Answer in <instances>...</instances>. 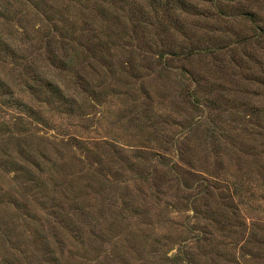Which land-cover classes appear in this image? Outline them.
<instances>
[{
	"label": "rangeland",
	"instance_id": "1",
	"mask_svg": "<svg viewBox=\"0 0 264 264\" xmlns=\"http://www.w3.org/2000/svg\"><path fill=\"white\" fill-rule=\"evenodd\" d=\"M0 264H264V0H0Z\"/></svg>",
	"mask_w": 264,
	"mask_h": 264
},
{
	"label": "trees",
	"instance_id": "2",
	"mask_svg": "<svg viewBox=\"0 0 264 264\" xmlns=\"http://www.w3.org/2000/svg\"><path fill=\"white\" fill-rule=\"evenodd\" d=\"M69 62H71V57H67L65 59L64 58H58V64L62 67H67Z\"/></svg>",
	"mask_w": 264,
	"mask_h": 264
}]
</instances>
